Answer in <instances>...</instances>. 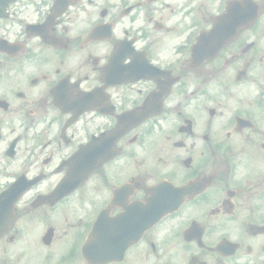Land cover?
<instances>
[{
	"label": "flooded vegetation",
	"instance_id": "af4514ba",
	"mask_svg": "<svg viewBox=\"0 0 264 264\" xmlns=\"http://www.w3.org/2000/svg\"><path fill=\"white\" fill-rule=\"evenodd\" d=\"M0 264H264V0H0Z\"/></svg>",
	"mask_w": 264,
	"mask_h": 264
}]
</instances>
